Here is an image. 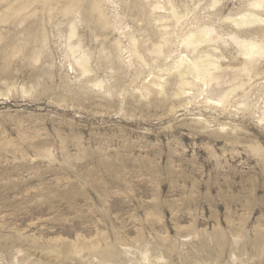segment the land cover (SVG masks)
<instances>
[{"label": "rangeland", "instance_id": "374dc122", "mask_svg": "<svg viewBox=\"0 0 264 264\" xmlns=\"http://www.w3.org/2000/svg\"><path fill=\"white\" fill-rule=\"evenodd\" d=\"M98 1L106 28L84 7L62 15L68 0L52 14L0 0V264H102L110 248L113 264H264V23L231 21L264 10ZM205 29L210 45H183ZM233 36L262 55L245 64ZM201 56L221 66L219 84L188 78L178 96L174 66Z\"/></svg>", "mask_w": 264, "mask_h": 264}, {"label": "bare ground", "instance_id": "6f19581e", "mask_svg": "<svg viewBox=\"0 0 264 264\" xmlns=\"http://www.w3.org/2000/svg\"><path fill=\"white\" fill-rule=\"evenodd\" d=\"M100 3L101 2H99L98 0H68L67 7L65 6L66 8H63L64 10H60V11H62V13H61L62 15L70 17L71 15H73V16L76 15L78 13V11L84 7L85 8L84 9L85 15L89 20L94 21L93 23L94 24L96 23V25L100 28L101 27L106 28V26H108L107 24H109V23H107L106 19L104 18L105 14L103 13V10H102ZM40 4H42V6H43V9H44L43 11H45L48 14L53 13V9L51 7V0H43V2ZM251 7H252V9H256V10H264V0L254 1L251 4ZM158 9H159V7L155 6V10H158ZM84 10H83V12H84ZM257 12L250 10V9L245 10L242 14L240 13V15H238V17L240 16L239 18L232 17L234 19H231V17H230V19L233 22L232 24L235 25V27H238V28L248 27V28H250V27L257 25L259 23H264V18L262 17L261 14H259ZM173 17H175L176 19H179L175 13H173ZM89 20H87V21H89ZM255 31H257V30H255ZM75 32H76V29H75V26L73 25L71 32H70V37H74ZM211 34H212V31L209 29H205L201 32H191L189 35H185L184 38H182V43H183V45H186L187 47H192V46L194 47L195 46L194 48L196 51L198 47H200L202 45H210L214 41L213 38L211 37ZM239 34H240L239 37H241V31ZM245 34H244V37H250V36H248V32L246 35ZM233 39L239 45L242 46L243 56H245L247 58V61H245V64L251 62L254 59V57H256L258 55H262L263 49L257 43L252 42V41L247 42L245 39L242 42H240V41H238L239 38H235L234 36H233ZM132 40H134V39H132ZM137 45H138V43L134 40V42H133L134 50H132V51L135 53L137 58L144 64V62L142 60V56L140 55L139 50L136 47ZM161 48H158L157 50L160 51ZM106 62H107V65L111 69H113V58L110 54H108V56L106 58ZM77 64L79 66L81 75L86 76V75L92 73L93 70L90 66L89 60L86 59L85 57L79 58L77 61ZM243 69L248 70L249 72H252V70H250L247 65H245ZM174 70H175L177 77L180 79L179 92L177 95L178 96H187L188 95L187 88L190 86L188 78H192L193 80L201 82L203 84L202 86H204V87L211 85L212 83L219 84L220 77L217 74H215L213 71L221 70V66L219 64L213 62V58L211 56H205V57L201 56L199 62L197 60L192 61V60H188V58H186V59L182 58L174 66V69L172 71H174ZM166 72H168V70ZM100 85L102 86L101 83H100ZM244 85H245V83H241L237 87L235 86L236 88L234 90H230V92H226V93L224 92L223 94L221 93L222 98H219L217 101H212L211 99H206V103L213 104V105H222V104L224 105V104H226L228 98L230 99V95H232L236 90L243 88ZM208 87H210V86H208ZM117 254H118V252L116 251L115 248H110V249L106 250L105 253L101 254V256H99V258H100L102 264H113V262H114L113 260H115ZM97 255H98V253H97Z\"/></svg>", "mask_w": 264, "mask_h": 264}]
</instances>
